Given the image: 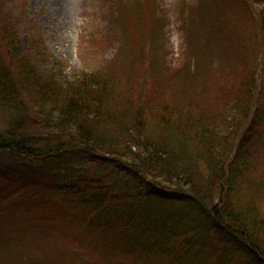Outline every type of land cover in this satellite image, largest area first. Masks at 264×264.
Returning a JSON list of instances; mask_svg holds the SVG:
<instances>
[{"label":"trees","instance_id":"trees-1","mask_svg":"<svg viewBox=\"0 0 264 264\" xmlns=\"http://www.w3.org/2000/svg\"><path fill=\"white\" fill-rule=\"evenodd\" d=\"M125 1L105 8L110 18L116 8L115 23L93 33L97 68L85 58L70 77L39 28L23 30L0 0V162L10 171L21 161L40 166L38 178L25 179L36 183L32 207L18 216L26 229L0 231V252L8 264H37L34 253L50 264H264V127L254 123L264 0L191 7L205 10L208 30L234 38L224 43L229 62L213 95L219 114L200 112L207 95L196 89L166 95L191 66L159 81L152 24L160 6ZM131 14L149 25L138 67L121 50L105 56L116 29L128 37L121 24ZM247 29L245 46L237 36ZM6 217L2 207L1 227ZM29 236L40 252L11 247Z\"/></svg>","mask_w":264,"mask_h":264},{"label":"rangeland","instance_id":"rangeland-1","mask_svg":"<svg viewBox=\"0 0 264 264\" xmlns=\"http://www.w3.org/2000/svg\"><path fill=\"white\" fill-rule=\"evenodd\" d=\"M115 1L117 0H107L106 2L104 0H5L12 19L23 30L27 29V27L39 28L49 50L69 66L67 74L70 77H72L70 73L72 70L84 67L85 58L91 63L89 69L97 68H93V66H95V61L98 60V57H95L98 54L92 49L89 51L97 38L93 33L98 28L104 30L108 24L114 25V17L117 18L118 15L116 8L111 18L105 8H110L113 5L112 2ZM129 1L134 5L133 8L136 9L140 8V2L138 1H143L142 3L146 1L148 3L150 0H126V5L129 4ZM151 1L160 6L157 12L158 19L152 24L156 34V40L153 39L152 46L154 52L152 64L160 65L156 70V75H160L158 77L159 81H162L165 76L169 78L171 74H168V70L173 72L185 63H189L191 66L188 73H193V78H190L191 76H188L187 73V75L181 76L179 82L167 84L166 95L171 96L174 92H181L182 89L185 94L189 92L195 93L196 89L199 95L203 92L207 95L208 103L202 105L205 110H200V112L207 114V110H209L212 114L221 113L219 112L218 99H215L213 95L218 94L220 91L219 86L222 85L220 79L224 76L229 62L225 57L227 54L223 51L224 43L225 41L230 43L232 42L231 39L234 38L231 36L229 40H225L227 37L221 34L224 32L215 33L208 30L207 25H205L206 21L203 24L201 20V13H204L202 10H205L202 8L191 10L193 6L198 7L199 0ZM103 7L104 10H102ZM132 10L130 11L132 12ZM209 12H212V10H209ZM161 16L163 17L160 18ZM190 16L192 20L188 24L187 20ZM214 19H216V16H214ZM136 20L135 14H131L128 16V21L124 19L121 24V26H128L132 32L128 33V39L116 29L115 41L111 43L110 52L105 55L107 60L114 58L116 53L121 50L123 52L121 55L119 54L120 57L125 59L131 55L136 62V67H138L137 64H141V52L139 51L138 43L142 37L146 36L145 32L149 25L147 23L144 25L142 20L140 22ZM227 22L230 24L231 19L229 21L227 19ZM154 28L152 29L154 30ZM186 33L188 36H192L191 39H187ZM248 34L249 29L242 31V34L237 36L238 38L240 37L239 39L245 46L249 44ZM110 37L114 38L112 35ZM27 38H29V35L23 34L22 42L24 44L28 41ZM82 41L86 43V46H82ZM254 48L257 58L255 63L258 65L257 68H259L256 69L260 74H263L264 42ZM120 59L125 61L122 58ZM149 75L151 76V74ZM262 81L263 90L259 91L260 95L256 100L255 112L258 115L254 123L256 125L261 124L264 127V76ZM185 94L182 95L184 98H186ZM214 99L216 101L212 103ZM254 123L253 125L255 126ZM7 164V167H9V163ZM35 164V162L21 161L20 163H15V167L10 171L2 170L6 165L0 162V209L3 207L7 213V217L2 224L8 223L7 227L0 226V231H17L20 229V225L22 226V221L19 219L22 212L20 208L28 206V209L32 207L33 204H31L30 194L28 193H30V189L34 188L36 183L25 179L27 175L34 176L35 169L40 167ZM18 176L25 181V186ZM34 177L38 178V176ZM36 181L38 182V179ZM22 186H24L23 189H21ZM22 227L26 229L25 226ZM34 243L35 239L29 236L21 241H15L11 247L21 248L25 244L24 249H26V252L29 253L33 249V251L40 252L39 248L41 246H36ZM34 255L38 260L37 264H50V261L42 254L37 256L34 253ZM5 256L6 254L0 252V264H8V259L4 258Z\"/></svg>","mask_w":264,"mask_h":264}]
</instances>
